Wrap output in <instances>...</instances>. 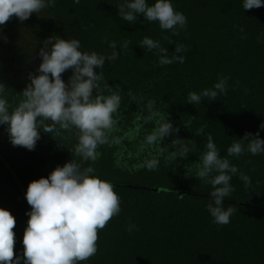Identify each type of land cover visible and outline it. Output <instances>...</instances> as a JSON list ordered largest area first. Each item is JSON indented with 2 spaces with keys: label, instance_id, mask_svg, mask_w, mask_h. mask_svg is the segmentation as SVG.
Wrapping results in <instances>:
<instances>
[{
  "label": "trees",
  "instance_id": "obj_1",
  "mask_svg": "<svg viewBox=\"0 0 264 264\" xmlns=\"http://www.w3.org/2000/svg\"><path fill=\"white\" fill-rule=\"evenodd\" d=\"M122 2L55 0L26 21L13 17L0 26V83L11 93L6 96L9 112L30 83L29 74H38V53L52 36L79 40L80 51L106 56L115 41L118 59L105 62L101 87L119 85L122 98L109 143L98 146L94 162L75 152L76 129L48 133L40 128L41 138L29 151L14 147L7 126L0 125V208L16 220L15 255H23L30 219L28 185L73 160L112 183L121 207L99 231L97 253L81 264H264V153L253 156L245 143L242 155L227 154L246 132H258L264 140V7L244 10L243 0H170L187 17L186 29L174 36L143 16L135 23L124 21L118 15ZM155 2L147 0L149 6ZM145 36L159 41L169 56L176 44L187 46L180 53L185 62L161 66L155 50L140 47ZM125 40L130 41L127 49L122 47ZM71 75V70L62 74L65 83ZM223 77H228L226 95L188 103L190 91L212 89ZM155 112L180 129L162 147L174 150V139L194 142L187 159L173 161L168 152L161 155L157 145L146 142L159 126ZM209 135L221 158L238 169L230 174L234 190L223 201L225 208L236 207L227 225L213 223L207 211L213 188L191 166L206 152ZM153 157L159 159L156 170L142 167ZM241 174L250 178V185ZM129 225L135 226L131 232Z\"/></svg>",
  "mask_w": 264,
  "mask_h": 264
},
{
  "label": "clouds",
  "instance_id": "obj_2",
  "mask_svg": "<svg viewBox=\"0 0 264 264\" xmlns=\"http://www.w3.org/2000/svg\"><path fill=\"white\" fill-rule=\"evenodd\" d=\"M74 2L78 4L80 0ZM54 4L55 0H0V26L13 17L26 21L34 13ZM261 7H264V0H243L244 10ZM118 15L129 23H135L139 16H143L148 22H158L161 30L171 31L174 36L187 26V17L177 11L170 0H156L151 6L147 0H123L118 5ZM129 43L125 40L122 47L127 49ZM109 47L114 50L111 55H98L96 52L80 51L79 40L49 37L38 53L42 60L38 74H29L30 83L11 112L6 99L11 93L0 83V125L7 126L9 140L14 147L33 151L41 138L40 128L48 133L76 129L78 143L75 152L84 161L94 162L98 158L97 148L109 143L108 137L117 123L113 116L122 99L119 85L101 87L105 62L111 64L119 55L115 51V41L110 42ZM140 47L155 50L161 66L185 62V57L180 55L187 51L185 45L176 44L174 53L169 56L168 49L161 47L159 41L145 36ZM96 69H100L99 73ZM68 70L72 71V75L65 83L62 74ZM227 91L228 77H223L212 89H204L200 93L190 91L188 103L200 104L204 98L215 101L218 95H226ZM105 92L108 94L105 95ZM152 106L153 102L149 101V109ZM152 115L160 116L159 126L146 137V142L157 145L161 155L168 152V158L173 161L187 159L193 151L194 142L174 139L171 143L174 150L162 147V142L178 135L180 129L174 127L168 117L158 112ZM261 127L264 128V125ZM113 142L119 143V140ZM245 143L246 150L253 156L264 153V140L260 139L259 133L253 135L246 132L242 139L236 140L227 149L228 156L242 155ZM206 149L200 162L191 166L197 169V177L213 188L207 205L213 223L227 225L236 207L225 208L223 201L234 190L230 180L238 169L227 158H221L211 135L207 138ZM158 165L159 159L153 157L142 167L151 171L156 170ZM94 172L91 166L82 167L72 160L62 167L57 166L47 178L28 185L26 200L31 211L26 213L30 219L23 235L22 257L14 253L16 240L13 229L16 220L9 211L0 208V264H21V260L23 264H81L93 257L98 251L99 231L121 211L120 197L114 185L99 179ZM213 173L217 174L213 176ZM241 179L247 185L251 184L248 176L241 174ZM134 227L129 225L127 230L131 232Z\"/></svg>",
  "mask_w": 264,
  "mask_h": 264
}]
</instances>
